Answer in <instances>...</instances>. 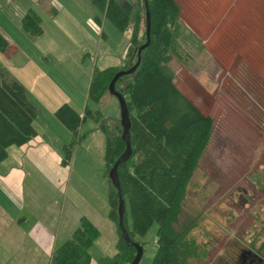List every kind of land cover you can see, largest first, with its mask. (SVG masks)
<instances>
[{
  "label": "rangeland",
  "instance_id": "1",
  "mask_svg": "<svg viewBox=\"0 0 264 264\" xmlns=\"http://www.w3.org/2000/svg\"><path fill=\"white\" fill-rule=\"evenodd\" d=\"M177 1L182 9L180 20L193 36L181 41L179 55L170 63L176 85L215 120L211 142L188 185L184 204L186 218L198 220L190 237L207 250L205 259L190 264H234L240 251L250 250L246 244L249 239L256 236L257 247L264 242V0ZM65 2L75 13L68 14L67 8L59 12L56 21L45 20V24L49 32L62 29L52 58L60 60L59 68L65 75L61 85L66 89L76 86L77 101L84 110L94 69L125 62L131 31L118 30L90 0ZM96 17L102 20L101 26ZM141 17L143 25L145 16L141 13ZM80 61L85 63L79 68ZM29 95L43 111H39L36 124L49 122L58 142L68 145L72 140L69 131L54 127L56 117L44 111L39 98ZM88 105L106 119L120 117L114 97ZM103 117L100 124L90 118L83 124L87 140L74 149L69 169L37 172L27 163L24 167L27 176L22 207L38 213L49 205L57 206L58 242L63 244L72 236L80 225L79 216H87L98 225L101 236L90 250L91 264L113 257L120 237L116 223L109 219L104 189H99L107 168L106 138L100 130ZM13 163L9 161V167ZM3 172L2 162L1 175ZM3 192L0 185L2 200ZM14 204L15 212H25ZM127 218L132 228L129 208ZM158 229L155 223L144 236L136 237L144 247L140 264H152L158 251ZM254 254L264 260V252ZM4 262L9 261L0 259V264ZM48 263L49 259H41L39 264Z\"/></svg>",
  "mask_w": 264,
  "mask_h": 264
},
{
  "label": "trees",
  "instance_id": "2",
  "mask_svg": "<svg viewBox=\"0 0 264 264\" xmlns=\"http://www.w3.org/2000/svg\"><path fill=\"white\" fill-rule=\"evenodd\" d=\"M90 1L118 30L131 31L125 62L120 66L94 69L87 101L100 103L109 96L108 88L116 73L132 68L138 61V50L147 42L146 7L144 0H128L134 10L127 14L118 0ZM148 1L152 14L151 43L142 52L136 73L120 78L116 84L117 91L126 98L132 122L133 155L119 166L126 203L125 225L135 242H138L137 236H144L155 223L159 225L158 251L152 264H190L205 259L207 250H203L195 237H190L198 220L186 218L184 204L188 185L211 142L215 120L203 113L176 85L170 63L179 55L181 41L193 36L180 20L182 9L178 1ZM141 13L145 16L143 25ZM95 21L101 26L99 17ZM42 24V18L33 10L22 19L23 30L33 37L44 33ZM8 45V39L0 31V50L5 51ZM39 111L27 89L7 71L0 70V163L9 157V148L24 146L37 136L35 121ZM55 117L72 137L63 147V164H68L74 149L84 139L83 124L89 118L100 124L103 115L88 104L83 112L65 104L55 112ZM100 130L106 138L109 218L116 223L120 237L117 253L101 258L98 264H131L137 250L122 238L119 194L108 177L126 150L120 117L116 120L103 117ZM128 208L132 228L128 225ZM100 236L99 227L83 217L72 236L55 249L50 264H91L90 250ZM255 238L246 244L250 250L261 254L264 242L257 247Z\"/></svg>",
  "mask_w": 264,
  "mask_h": 264
},
{
  "label": "crops",
  "instance_id": "3",
  "mask_svg": "<svg viewBox=\"0 0 264 264\" xmlns=\"http://www.w3.org/2000/svg\"><path fill=\"white\" fill-rule=\"evenodd\" d=\"M65 1L68 0L64 2L62 0H0V31L9 41L7 49L0 50V70L7 71L27 89L28 93L39 98L44 111L53 117L55 112L65 104L73 105L81 112L88 104L86 101L84 110H81V105L77 101L76 86L71 85L70 89H66L61 85L65 75L59 68L60 60L54 61L52 58L54 48H57L58 43L61 42V38L58 37L62 29L59 28V33L49 32L47 29L49 25L45 24V20L56 21L59 18V12L67 8L68 14L74 12ZM30 10L35 11L42 18L44 33L39 37L27 34L22 28V19ZM74 18L77 25H80L78 19ZM103 37H107L105 33ZM84 63L85 61H80L79 68ZM53 122L56 125L54 127L66 129L59 121L53 120ZM35 128L38 134L30 142L21 147L9 148V157L3 162L4 175L0 173V185L3 186L4 191L3 200L0 198V259L9 261L4 264H39L41 259H49L48 264H50L53 252L61 244L57 241L58 234L55 229L54 217L58 213L57 206L54 208L49 205L38 213L32 208L25 210L26 207H22L25 202L23 198L27 176L24 170L26 163L37 169V172L43 169L59 170V167L67 170L70 166V162L63 164L64 145L56 139L52 125L46 121L40 124L35 122ZM81 133L84 136L83 140H87L83 127ZM83 142L79 146L83 145ZM9 161L14 162L10 167ZM106 171L105 167V174ZM102 187L104 204H106L105 198L109 202L106 175L99 189ZM14 202H17L19 208L25 212H15ZM96 211L93 208V212ZM83 217L87 216H79V222Z\"/></svg>",
  "mask_w": 264,
  "mask_h": 264
},
{
  "label": "water",
  "instance_id": "4",
  "mask_svg": "<svg viewBox=\"0 0 264 264\" xmlns=\"http://www.w3.org/2000/svg\"><path fill=\"white\" fill-rule=\"evenodd\" d=\"M144 1H145V7H146L147 42L144 45H142L138 50L137 63L128 70H121L117 72L116 75L113 77L109 85V88H108L109 96L116 98L119 103L120 122L123 128L122 139L126 143L125 152L120 156V158L117 160L115 165L111 168V170L109 171L108 177H109V180L112 182L113 186L118 190V194H119V228L122 233V238L128 244H132L137 250L136 257L131 264L141 263L143 256H144V247L138 242L132 241L129 235V231L125 225L126 203H125V200L122 194V188H121V182H120V176H119V166L120 164L127 162L133 155V148H132V143H131L132 122H131L130 111L127 105L126 98L119 91H117L116 84L120 78L124 76H128V75H134L136 73L141 63V54L151 43L152 14H151L149 1L148 0H144ZM117 3L121 7V9L125 11L127 14H130L134 10V6L128 0H118ZM241 256L258 257L251 250H243L241 252ZM260 261L262 263L264 262L262 258H260Z\"/></svg>",
  "mask_w": 264,
  "mask_h": 264
},
{
  "label": "flooded vegetation",
  "instance_id": "5",
  "mask_svg": "<svg viewBox=\"0 0 264 264\" xmlns=\"http://www.w3.org/2000/svg\"><path fill=\"white\" fill-rule=\"evenodd\" d=\"M234 264H263L260 259L256 256H241V252L238 255V258L235 259Z\"/></svg>",
  "mask_w": 264,
  "mask_h": 264
}]
</instances>
